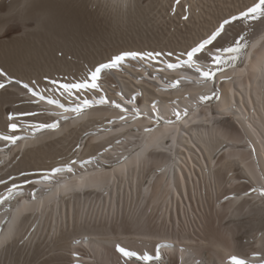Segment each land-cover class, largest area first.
Instances as JSON below:
<instances>
[{
	"label": "bare ground",
	"instance_id": "obj_1",
	"mask_svg": "<svg viewBox=\"0 0 264 264\" xmlns=\"http://www.w3.org/2000/svg\"><path fill=\"white\" fill-rule=\"evenodd\" d=\"M166 2L0 0V68L8 74L0 76L6 85L0 89V94L6 93L0 96V130L7 131L9 113H27V107L36 110L37 105L46 114L45 123L58 121L56 129H18L15 134L22 139L15 144L6 142L0 150V178L13 176L20 182L19 174L24 172L33 181L50 163L57 167L72 160L87 161L73 164L69 174H56L52 182L25 185L27 195L0 203V264H123L116 243L147 251L153 257L155 245H165L162 260L153 259L149 264H231L232 255L249 264L264 259V197L249 190L264 183V20L246 21L247 26L234 22L228 37L219 41L227 46L246 33L248 44L242 60L235 67L226 65L215 77L220 87L231 89L234 103L218 97L216 112L210 117L204 113L209 100H200L201 95H210L203 92L206 83H197L202 78L187 67L160 71L162 66L156 62L125 61L120 68L101 74L102 92L87 94L88 99L91 93L95 99L103 94L109 103L78 114L46 101L32 103L29 94L15 83L37 81L44 91L49 83L45 76L61 81L83 79L90 69L109 59L105 56L118 50L180 53L188 42L164 43L153 29L162 18L150 15L158 6L163 10ZM181 2L191 6L180 0L175 12L183 11ZM196 2L192 0L194 6ZM43 12L47 16L38 19ZM134 24L140 27L134 29ZM174 81L176 87H172ZM117 93L130 104L136 98L140 105L144 98L151 108L144 107L140 117L132 120L129 116L123 123L116 119L121 112L111 105V101L120 102ZM55 95L69 104L59 92ZM238 98L246 110L244 117ZM246 99L251 109L246 107ZM153 101L160 122L153 117ZM176 112L181 119L176 120ZM64 115L70 118L64 120ZM168 120L172 123L164 122ZM15 122L23 126L39 121L35 116H20ZM168 125L179 126L188 136L182 142L183 165L189 172L181 178L186 202L178 180L170 183L165 175L166 181L156 184L170 169L164 156L157 153L165 146L161 131ZM82 131L87 135L76 155ZM5 152L7 159L3 158ZM77 178L80 186L75 189ZM60 183L64 191L56 198L54 188H60ZM33 189L35 198L30 195ZM212 192L217 200L228 199L212 205L209 215L202 214L200 227L195 222L194 217L200 215L193 199L199 201L202 194L207 197ZM213 216L220 217L217 225L212 223Z\"/></svg>",
	"mask_w": 264,
	"mask_h": 264
},
{
	"label": "snow or ice",
	"instance_id": "obj_2",
	"mask_svg": "<svg viewBox=\"0 0 264 264\" xmlns=\"http://www.w3.org/2000/svg\"><path fill=\"white\" fill-rule=\"evenodd\" d=\"M180 3V0H175V4L172 5V11L175 13L176 5ZM190 6H184V13L189 11ZM47 16L46 12L42 13L41 17ZM181 19L183 21H188L190 19L189 15H182ZM264 20V0H252L250 5L245 6L244 9L239 10L234 15H229L226 18H221L217 26L211 30L205 38H201L198 42H194L193 45L189 46L186 49H183L180 53H176L174 50H169L165 52L164 50H118L116 54H113L106 62L98 63L93 69L88 71V74L83 79L74 78L73 80L61 81L57 78H50L45 76L44 79L49 81L45 84L44 91H41L38 87L37 81L23 82L15 81L19 84L22 89H24L30 97V102L39 103L41 101H46L48 105L55 106L57 108L63 109L65 112L80 113L83 109L92 107L93 105H106L109 103V100L105 95L101 94L96 99H88L87 94L90 92L99 93L102 92L101 85L99 83L101 74L105 70L118 69L122 66L125 61H143L145 63L149 62H158L162 65L159 69L160 71L167 70H176L183 67L193 70L198 77L197 83H208L212 82L214 85V80L217 74H222L225 66L235 67L237 62L242 60L244 53L247 50L248 41L246 39V33L239 34L234 37L231 42L227 43V46L219 44L220 40H225L228 37L229 29L233 26L234 22L240 21H257ZM227 54V55H224ZM173 57L175 60L173 61ZM4 74L0 72V76ZM187 79V78H185ZM13 81L9 80L8 83ZM5 83L0 82V89L5 88ZM172 87H176V83L172 84ZM51 91L53 94L48 95L47 92ZM65 97L69 101V105H65L58 99L55 93ZM81 94H84L81 96ZM75 95V99L72 97ZM117 95L123 96L121 93ZM217 93L213 90L211 95H201V101L210 100L213 96H216ZM111 105L116 109L120 110L121 115L116 117L119 121L123 123L128 122L129 116L132 120L137 119L141 116V112L137 107H133L131 111L129 109L115 101H111ZM152 113L153 117L157 122L162 120V117L159 115L156 102L153 101L152 104ZM39 113H9L7 130L8 134H0V141L7 142L8 144H15L22 137L16 135L18 129L27 127L33 132L46 130V129H56L58 127V121H53L50 123L34 122L30 125H20L15 121L20 116H30L34 117ZM56 116H61V113H55ZM186 115V112H185ZM64 120H68L70 117L64 115L62 117ZM176 120L181 119L179 112L175 113ZM165 123H172L171 120L164 121ZM111 124L112 121H109ZM79 147V145H77ZM85 164L87 161L83 160H72L66 165L60 167H52L41 173V179L44 181L52 182L56 174L62 172L71 173L73 171V164ZM20 182H16V178L9 176L7 179L0 178V185L5 186L6 195H0V203L11 200L17 194H23V188L25 185H31L34 181L28 178V174L21 172ZM261 180H264V176L261 177ZM253 192H258L261 197H264V183L259 187L251 189ZM33 198H35V189H33ZM247 195V193H245ZM228 199V197H225ZM27 239V237H25ZM23 243V241H22ZM165 247L160 243L155 245V257L149 254V252H141L139 249H133L130 246H124L119 243L115 244V250L119 254V259L123 261V264H138V262H144V264H149V262L155 259L156 261L162 260L161 249ZM76 255V253H73ZM231 264H249L245 259H241L236 255L230 256ZM260 264H264V259L260 261Z\"/></svg>",
	"mask_w": 264,
	"mask_h": 264
},
{
	"label": "rangeland",
	"instance_id": "obj_3",
	"mask_svg": "<svg viewBox=\"0 0 264 264\" xmlns=\"http://www.w3.org/2000/svg\"><path fill=\"white\" fill-rule=\"evenodd\" d=\"M173 2L174 0H167L166 4H163L164 12H162L163 10L160 9L159 6L157 7V9L153 10V12L150 15L151 18L153 19L156 18V14H158V17L161 15V18H162L160 22H158L157 20V23H159V25L154 27L153 29L155 31V36H157L164 43H168V42L176 43L178 41L188 42L186 43L187 45H185V47L183 48V49H186L187 47L192 45L194 42H198V40L210 34L211 30H213L214 27L217 26V23L221 18H226L229 15L236 14L239 10L244 9L245 6L250 5L252 3V0L251 1L250 0H246V1L244 0H198V2H196V6L192 4V0H188V1L186 0V2H189L188 4L191 5L190 9L192 10L188 11L187 13H184V6L186 4H182L181 2L180 10L183 9V11L180 12L176 10L175 13L173 12L170 13V8L172 7ZM193 10H195L194 13H193ZM158 11L159 13H157ZM181 13L183 15L184 14L189 15L190 19L188 21H183L181 19L182 17ZM168 14L170 15L168 16ZM210 19L211 21H209ZM242 23L244 24V26H247L246 21H242ZM139 27H140L139 24L138 26L134 24V29H138ZM123 29H126V27H124ZM148 35H152V34L148 32ZM190 36H192L191 37L192 39L190 38L191 41L190 39L188 41L187 39ZM111 56L112 55H108V57L105 56V58L108 59ZM69 155H71V153ZM195 168L197 170L198 167L195 166ZM198 199L199 201H195L193 199V207L196 213L200 215V218H197V217H194V218H195V222L197 223V225L201 227L202 223L204 222L202 214H204L205 216L209 215L211 206L217 205L220 201L224 200L225 197H223L220 200H217L216 194L212 192L207 197H205L202 194V198L198 197ZM193 215L196 216L194 213ZM211 220H212V223H214V225H217L220 222V217L213 216ZM193 226L195 229L198 228L195 225V223H193Z\"/></svg>",
	"mask_w": 264,
	"mask_h": 264
}]
</instances>
